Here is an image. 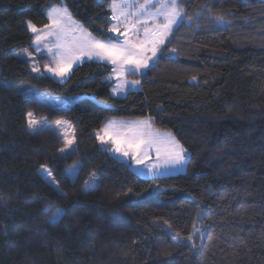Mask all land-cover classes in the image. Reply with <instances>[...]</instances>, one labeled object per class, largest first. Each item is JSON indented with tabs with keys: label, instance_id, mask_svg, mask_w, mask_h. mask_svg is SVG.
<instances>
[{
	"label": "trees",
	"instance_id": "trees-1",
	"mask_svg": "<svg viewBox=\"0 0 264 264\" xmlns=\"http://www.w3.org/2000/svg\"><path fill=\"white\" fill-rule=\"evenodd\" d=\"M110 3L0 0V264H264V0H180L183 22L155 65L129 75L142 89L124 97L105 63L86 61L59 82L16 55L35 50L27 22L49 24L52 6L117 39ZM32 87L59 101L89 97L55 107L26 98ZM29 112L69 120L76 150L63 156L56 131L31 132ZM109 118H151L188 150L187 170L138 175L96 139ZM93 174L100 185L85 191Z\"/></svg>",
	"mask_w": 264,
	"mask_h": 264
},
{
	"label": "snow or ice",
	"instance_id": "snow-or-ice-1",
	"mask_svg": "<svg viewBox=\"0 0 264 264\" xmlns=\"http://www.w3.org/2000/svg\"><path fill=\"white\" fill-rule=\"evenodd\" d=\"M150 3L151 0H145L144 4H139L138 0L136 2L112 0L110 5L113 12L112 18L118 25L122 23L124 25L125 39L123 41L102 40L87 30H81L79 36L72 41H67L64 35L70 17L66 9H53L48 13L50 23L44 26L46 31L43 33L31 21L27 22V26L35 34L36 39L33 43L37 51H40L42 41L49 40V38L55 40V43L47 47L51 58V63L45 65L47 73L64 79L72 70L73 65L84 57L89 60L96 59L113 66L109 78L115 76L119 81L118 88L123 92L126 87L139 85L138 80L128 81L126 77L143 72L149 68L153 60L159 59L157 54L162 51L166 42H171L168 38L174 32V26L183 18L179 7L180 0H158L159 7L155 12L148 11ZM151 6L156 7L154 4ZM145 16L147 19H141ZM160 18L163 22H157ZM148 19H151L152 27L146 26ZM217 20L222 22V17H218ZM141 26H143L142 33ZM80 27L82 29V26ZM117 30L115 25L108 29L110 32ZM26 56L31 59V53H26ZM32 71L43 75L36 64H33ZM114 94H116L115 89ZM27 124L29 130L34 133L49 129L55 130L58 138H61L64 143V148L60 149L61 153L72 150L75 143V128L70 122L58 121L52 129L46 121L35 120L33 113L29 112ZM95 137L102 145H110V151L113 154L127 158L135 165H144L145 160L150 158L154 150L157 163L151 166L145 165L147 171L153 174L161 167L183 166L189 156L188 150L179 140L170 133L162 135L155 132L151 127V121L147 119L107 121L95 132ZM80 167L76 165L70 171V175H77ZM46 175L51 176L52 174L46 172ZM96 182L97 178L93 176L91 180L85 182V189L91 190ZM53 183H56L54 178ZM62 212V209H57L50 218L51 222L56 223L59 219L58 214ZM187 239L191 241L193 237L190 235Z\"/></svg>",
	"mask_w": 264,
	"mask_h": 264
},
{
	"label": "rangeland",
	"instance_id": "rangeland-1",
	"mask_svg": "<svg viewBox=\"0 0 264 264\" xmlns=\"http://www.w3.org/2000/svg\"><path fill=\"white\" fill-rule=\"evenodd\" d=\"M130 2H136V0H130ZM111 3H112V0H111ZM111 3L109 4V10L112 14V17H113V12L111 11V8H110V5ZM138 3L139 4H144L145 3V0H138ZM155 5L156 7H152L151 5ZM159 7V3H158V0H151V3L148 7V11L149 12H155L156 11V8ZM179 7L180 9L182 10V19H180L178 21V23L174 26V30L183 22L184 20V14H183V9L181 8L180 6V3H179ZM53 9H60V10H63V9H66L67 10V13H68V16L70 17V20H68L67 22V25H66V32H65V35H64V39H66L67 41H72L75 37L79 36L80 35V32L81 30H87L88 32H90L87 28H85L80 22H78L72 15L71 13L68 11V9L66 7H61V6H52V7H49L48 9V13L50 11H52ZM133 11H135V9H133ZM141 19H147V16L145 17H142ZM121 20H123V17H121ZM157 22H163L162 21V18H160ZM33 24V23H32ZM116 26L117 27V31L115 32H110L113 36H116L117 39H103V38H100L102 40H114V41H123L125 39V36L123 35L124 33V25L123 23L122 24H117L116 20H113L112 18V24L110 27L112 26ZM36 26V25H35ZM82 26V29L81 27ZM147 27H152L153 26V23L151 21V19H148V23L146 25ZM37 27V26H36ZM42 33L46 31L45 27H37ZM140 30H141V33L143 31V26L140 27ZM33 33V32H32ZM92 33V32H91ZM34 34V33H33ZM35 35V34H34ZM93 36L97 37L96 35H94L92 33ZM172 35V34H171ZM171 35L169 36V38L171 37ZM168 38V39H169ZM36 39V37H35ZM53 43H55V40L53 38H49V40H46V41H42L41 42V49L40 51H37V47L35 45V50H31L30 48L28 49H24V50H21L19 52H17V56L24 60V61H27L30 63L31 67L33 66V64H36L39 68H40V71L41 73H43V75H41L40 73H36L34 72L36 75L38 76H42V77H45V76H50L54 79H56L57 81L59 82H66L71 73L74 71V69L81 65L82 63L86 62V61H97L96 59H92V60H89L87 57H84L82 60L78 61L77 63H75L73 65V68L72 70L69 72L68 76L64 79H61L59 77H55V76H52L50 73H47L45 71V65H49L51 63V58L47 52V47L51 46ZM167 43V42H166ZM26 53H31V59H29L27 56H26ZM161 53V52H160ZM160 53H158V57L160 56ZM150 54V53H149ZM41 56H46V57H43V59L41 60L40 57ZM45 58H49V62L50 63H47V62H44ZM158 60V59H157ZM157 60H153V62L150 64L149 68L150 69L153 65H155V63L157 62ZM97 62H100V61H97ZM102 63H105L107 65H110L113 69V66L110 64V63H107V62H102ZM144 70L143 72H140V73H137L139 75L141 74H144L146 73V71L148 70ZM110 75L107 76L106 78V82L108 84H113V87H112V92H113V95L116 96V97H124L126 95H128L129 93L131 92H135V91H140L142 89V83L140 80H138L140 83L139 85H137L136 87H126L124 89L123 92H121L118 88V84H119V81L117 80V78L115 76H111V78H109ZM126 79L128 81H133V80H137V79H132L129 77V75L126 77ZM114 89L116 90V94H114ZM26 98L28 99H39L41 100L42 102L44 103H48V104H51L55 107H58V106H61V105H66V107L68 106H71L73 103H75L77 100L81 99V98H84V97H89V95H83V96H75V97H69V98H64L60 101H55L53 99V97H51L50 95H47L46 93H43V92H40L38 91L36 88L32 87V88H29L28 90H25L23 91L22 93ZM93 98H95L93 96ZM33 118L37 121H46L47 124L49 126H52V129L55 128V125L58 121H50L48 118H38L36 117V115L33 113ZM150 120L151 121V127L152 129L155 131V132H158L160 134H168L170 132H162V131H159L157 130L155 127H154V124L152 122V119L151 118H109L107 121H136V120ZM59 121H68L70 122L69 120L67 119H62V120H59ZM106 121V122H107ZM105 122V123H106ZM71 123V122H70ZM72 124V123H71ZM73 125V124H72ZM74 127V126H73ZM51 130V129H49ZM55 131V130H53ZM32 132V131H31ZM41 132V131H40ZM34 133V132H33ZM37 133V132H36ZM172 136H174L172 133H170ZM175 137V136H174ZM176 138V137H175ZM177 139V138H176ZM178 140V139H177ZM105 145H108V144H105ZM110 146V145H109ZM76 131H75V143L74 145L72 146V150H69V151H65L64 153H61L63 156H67V155H70L71 153H73L75 150H76ZM64 148V147H63ZM111 148V146H110ZM189 153V152H188ZM113 154V153H112ZM114 156H116L117 158L121 159V160H125L127 161L128 163L131 164L132 168L134 169L135 172L138 173V175L144 177V178H149V179H152V178H158V177H163V176H166V175H175V174H180V173H183L187 170V167H188V162H189V159H190V154L188 156V160L185 162V164L183 166H178V167H161L160 170L158 172H156L155 174L153 173H150L147 171V168L145 167V165H154L157 163V158H156V155H155V152L153 150L150 158L148 160H145V163L144 165H135L132 161H130L129 159L127 158H123V157H120L118 154H113ZM76 165H80V163L76 164ZM72 166L70 167L66 174L68 177H70L71 179H75L77 177V175L73 176V175H70V171L76 166ZM80 170V169H79ZM46 172H50L52 174V172L49 170V168L47 167H43L40 169V173L41 175L44 177L45 180H47L50 184H52L53 186H55L58 190H60L59 188V185L54 177V175L52 174L51 176H48L46 175ZM79 173V171H78ZM95 176L97 178V182L94 186L91 187V190L96 188L97 186L100 185V177L97 175V174H93L87 181L91 180V178ZM53 178L55 179V182L56 183H53ZM58 185V187H57ZM84 190L85 191H90V190H86L85 189V185H84ZM63 214V212L61 214H58L59 215V218L61 217V215ZM198 229V227L196 228V230ZM196 235L199 237V238H202L204 237L203 235L204 234V231L202 229H199L197 230L196 232ZM193 240V239H192ZM191 240V241H192Z\"/></svg>",
	"mask_w": 264,
	"mask_h": 264
},
{
	"label": "crops",
	"instance_id": "crops-1",
	"mask_svg": "<svg viewBox=\"0 0 264 264\" xmlns=\"http://www.w3.org/2000/svg\"><path fill=\"white\" fill-rule=\"evenodd\" d=\"M54 99V98H53ZM55 101H59L58 99H54ZM112 153V152H111ZM113 155V154H112ZM114 156V155H113ZM116 157V156H115ZM117 158V157H116ZM119 159V158H118ZM121 160V159H120ZM122 161H125V160H122ZM127 162V161H125ZM128 163V162H127Z\"/></svg>",
	"mask_w": 264,
	"mask_h": 264
}]
</instances>
